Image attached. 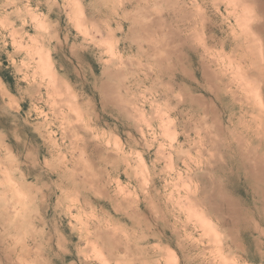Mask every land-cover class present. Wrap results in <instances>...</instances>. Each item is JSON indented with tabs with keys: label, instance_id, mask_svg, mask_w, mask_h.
<instances>
[{
	"label": "rangeland",
	"instance_id": "obj_1",
	"mask_svg": "<svg viewBox=\"0 0 264 264\" xmlns=\"http://www.w3.org/2000/svg\"><path fill=\"white\" fill-rule=\"evenodd\" d=\"M259 71L264 0H0V264H264Z\"/></svg>",
	"mask_w": 264,
	"mask_h": 264
},
{
	"label": "bare ground",
	"instance_id": "obj_2",
	"mask_svg": "<svg viewBox=\"0 0 264 264\" xmlns=\"http://www.w3.org/2000/svg\"><path fill=\"white\" fill-rule=\"evenodd\" d=\"M121 54V53H120ZM257 59V62L259 61L260 62V57L259 56H257L256 55V57H255V59L254 60H256ZM259 77H264V72H260L259 71ZM257 83V82H256ZM258 84H256V86H257ZM264 84H262V86L260 87V89H259V87H256L257 89H259V90H264Z\"/></svg>",
	"mask_w": 264,
	"mask_h": 264
}]
</instances>
